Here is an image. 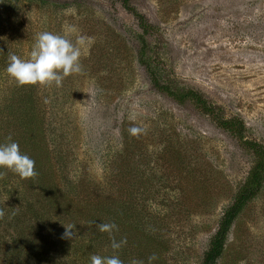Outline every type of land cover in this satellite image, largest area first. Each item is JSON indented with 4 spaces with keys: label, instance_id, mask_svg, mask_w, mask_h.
Returning a JSON list of instances; mask_svg holds the SVG:
<instances>
[{
    "label": "rangeland",
    "instance_id": "rangeland-1",
    "mask_svg": "<svg viewBox=\"0 0 264 264\" xmlns=\"http://www.w3.org/2000/svg\"><path fill=\"white\" fill-rule=\"evenodd\" d=\"M118 1L87 0L62 9L37 0H0V144L10 130L2 121L4 97L16 88L6 73L9 54L30 59L38 33L64 34L75 26L70 38L84 37L82 74L66 77L60 87L37 86L53 110L47 116L53 150L42 167L52 165V180L61 189L69 181L77 185L80 200L94 193L117 197L118 171H125V202L155 228L160 243L159 253L147 252L158 259L151 264H201L253 157L195 103L179 104L153 87L138 59L142 30ZM130 5L151 28L144 34L148 62L155 57L162 66L160 79L200 92L220 117L244 122V138L264 146V0ZM132 126L145 132L133 137ZM19 133L11 135L21 153L44 160L45 152L33 154ZM10 196H0L1 259L18 219L8 213L19 210ZM149 254L139 260L149 264ZM217 264H264V186L235 220Z\"/></svg>",
    "mask_w": 264,
    "mask_h": 264
},
{
    "label": "trees",
    "instance_id": "trees-1",
    "mask_svg": "<svg viewBox=\"0 0 264 264\" xmlns=\"http://www.w3.org/2000/svg\"><path fill=\"white\" fill-rule=\"evenodd\" d=\"M37 1L62 9L69 8L74 3L87 2V0ZM118 2L125 11L134 15L142 30V36H139L138 59L139 63L147 70L153 87L179 104H183L185 101L195 103L202 114L213 116L217 126L237 139L239 145L253 157L245 180L236 192L232 203L224 210L218 227L210 238L208 248L203 255L201 264H217L235 220L244 208L258 196L264 186V146L257 141L244 138L246 131L244 122L239 118L220 117L216 114L218 109L208 103L200 92L182 88L174 81H162L157 73V70L162 66L156 62L155 57H151V62H148L144 34L151 33L150 26L147 25L146 19L131 7L130 0H119ZM14 84L16 88L8 91L4 97L2 108L6 115L3 114L2 121L7 128L10 127V130L7 134L5 131V137L2 139L17 129L21 136L27 137L28 143L24 146H28L33 154L36 151L45 152L46 158L42 160L35 156L36 154L30 157V153H27L35 161V170L38 172L35 182L21 180L20 177L16 179L14 174L0 179V196H7L11 193V196L16 197V201H18L16 206L19 208V210H15L14 207H11L8 210V213L15 212L14 216L18 219L10 225L13 227V234L7 245L8 250L4 253L6 255L3 256V259L0 258V264H91L90 257L93 254L113 256L111 248H109L111 245L109 235L101 233L97 228V224L109 222H114L118 226V231L113 232L117 242L123 238L127 239V244L119 249L117 254L123 253L120 257L123 264H130L133 259L140 261L139 255H148L147 252L159 253L157 249L160 247V243L155 228L152 225L147 227V220L144 221L140 218L137 211L133 210L132 205L130 207L129 202H125L124 193H127L124 192L121 183L125 181L127 175L125 171H118L119 187L114 192L117 197H113L111 194L94 193L90 196L87 194L86 200H80L75 191L77 185L73 186L69 181V184H65L66 186L61 189L57 184H54L49 169L52 165L48 168L42 167L47 163L49 165L53 150L51 148L52 140L47 138L48 126L51 125L48 123L47 116L53 114L52 106H48L49 100H44L45 97L40 96L37 86L20 87L15 81ZM51 102H55V100L51 99ZM133 189L138 190L137 185ZM87 191V189L80 188L82 194ZM91 195L94 197L93 200H90ZM1 207L0 204V209ZM131 212L135 214L132 218ZM63 224L76 225V236L72 239L62 238L65 232ZM131 234L133 238L129 240ZM124 248H126L127 254ZM132 252L136 256L133 257Z\"/></svg>",
    "mask_w": 264,
    "mask_h": 264
},
{
    "label": "clouds",
    "instance_id": "clouds-1",
    "mask_svg": "<svg viewBox=\"0 0 264 264\" xmlns=\"http://www.w3.org/2000/svg\"><path fill=\"white\" fill-rule=\"evenodd\" d=\"M75 26H69L64 34H56L48 31L38 33L33 44L30 59H21L16 54H9V63L6 73L17 84V86H39L56 87L62 86L63 80L70 75H78L83 72L81 63L82 45L84 37H77L75 42L70 38L77 32ZM129 134L139 138L145 129L132 126L128 129ZM11 172L18 175L21 180H32L35 182L38 172L35 170V161L26 154H22L18 142L13 141L12 135L6 137V142L0 144V179H4ZM7 200V199H6ZM15 215V212L12 213ZM5 212L0 209V219ZM65 232L64 239H72L76 236L74 224H63ZM101 233H107L111 240V248L118 251L127 244V239L116 241L113 232L118 231L114 222L97 224ZM157 257L150 256L149 264ZM91 264H123L119 256H100L93 254L90 257ZM130 264H143V261L131 260Z\"/></svg>",
    "mask_w": 264,
    "mask_h": 264
}]
</instances>
